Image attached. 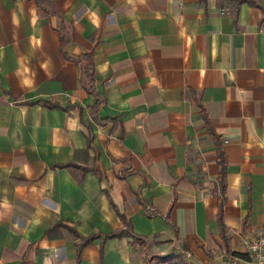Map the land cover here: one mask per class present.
Here are the masks:
<instances>
[{"label":"crops","instance_id":"crops-1","mask_svg":"<svg viewBox=\"0 0 264 264\" xmlns=\"http://www.w3.org/2000/svg\"><path fill=\"white\" fill-rule=\"evenodd\" d=\"M254 1L0 0V264H150L147 249L167 244L192 264L247 252L264 225ZM87 52L106 96L96 119ZM202 106L226 152L223 194ZM120 213L145 243L98 237L78 253L75 231L121 229Z\"/></svg>","mask_w":264,"mask_h":264},{"label":"trees","instance_id":"trees-1","mask_svg":"<svg viewBox=\"0 0 264 264\" xmlns=\"http://www.w3.org/2000/svg\"><path fill=\"white\" fill-rule=\"evenodd\" d=\"M38 2L42 3L43 0H37ZM238 2H242V1H248L252 4H256V2L254 0H237ZM61 44H66L69 40L70 37L67 34V32L64 35H61ZM77 58V57H76ZM78 58L81 59H85L87 60L85 69H84V75L87 78V89L90 93L95 95V101L92 104V106L90 107V113L92 115V117L94 119L97 118L98 116V112L100 109V106L106 101V96L104 93H102L101 91H99L96 87V77H95V65H94V60L92 58V52H87L83 55L78 56ZM202 116L206 122V124L208 125V128L210 129V131L214 134V138H215V143H216V148H217V153H218V164H219V176H218V180H219V184H220V190L221 193L223 194L225 192V175H226V169H227V158H226V152L225 149L222 146V143L219 139V135L216 132L212 121L210 120V117L206 111V109L202 106ZM93 140V133H92V128L91 126H89V133H88V145H91ZM71 165V163H66V164H58V166H69ZM144 203V202H143ZM144 205H146L144 203ZM120 216L122 218V220L125 222L126 226L112 231V232H108V233H104V232H97V233H93L89 236H83L80 233L76 232V235L79 236L81 238V240L78 242V253L81 254V251L83 249V247L90 243L92 240L98 238V237H102L103 240H106L108 238L111 237H123V236H130L133 238V242H140V243H145L144 237L142 235H139L138 233H136L133 229V225L132 222L123 214L120 213ZM224 203L222 198L220 197V202H219V212H218V222H219V227H220V231H221V237L223 238V240L225 241V243H227V227H226V223H225V218H224ZM171 254L169 253L167 255L164 256H160L159 258H161L164 262L169 261V259L171 258ZM227 255L229 257V260H231V264H235L233 263L235 261V256L238 257H242L245 258L246 255H249L248 253H243V252H227ZM250 258V256H249ZM188 264H192L191 262L187 261Z\"/></svg>","mask_w":264,"mask_h":264},{"label":"rangeland","instance_id":"rangeland-1","mask_svg":"<svg viewBox=\"0 0 264 264\" xmlns=\"http://www.w3.org/2000/svg\"><path fill=\"white\" fill-rule=\"evenodd\" d=\"M153 243H154V241L149 240L150 246ZM169 246H168V244L165 245L164 247H166V248L162 249V250L160 248L159 249L155 248V249L150 250V248H148V246H147L148 249H147V253H146V259H148V262L150 264H188L187 261H189V259L191 257L188 253H185L181 250L179 251V249H177V251L175 252V250H173L171 248L172 245L170 244ZM167 247L169 248L168 250H167ZM178 247L181 249V244H178ZM172 250H173V252L171 254V258L169 259V261L164 262L161 258H159L160 256H164V255L169 254V252ZM244 253L247 254V252H245V251H244ZM235 264H254V263L251 262V258H249V255H246L245 258L240 259Z\"/></svg>","mask_w":264,"mask_h":264},{"label":"built area","instance_id":"built-area-1","mask_svg":"<svg viewBox=\"0 0 264 264\" xmlns=\"http://www.w3.org/2000/svg\"><path fill=\"white\" fill-rule=\"evenodd\" d=\"M247 252L254 264H264V225L256 234L247 239Z\"/></svg>","mask_w":264,"mask_h":264}]
</instances>
